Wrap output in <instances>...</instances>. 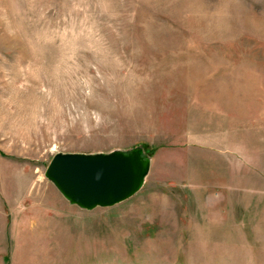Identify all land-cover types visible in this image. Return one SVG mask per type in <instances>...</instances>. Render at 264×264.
Returning a JSON list of instances; mask_svg holds the SVG:
<instances>
[{"label": "rangeland", "instance_id": "374dc122", "mask_svg": "<svg viewBox=\"0 0 264 264\" xmlns=\"http://www.w3.org/2000/svg\"><path fill=\"white\" fill-rule=\"evenodd\" d=\"M133 151L113 204L47 173ZM0 264H264V0H0Z\"/></svg>", "mask_w": 264, "mask_h": 264}, {"label": "water", "instance_id": "95a60500", "mask_svg": "<svg viewBox=\"0 0 264 264\" xmlns=\"http://www.w3.org/2000/svg\"><path fill=\"white\" fill-rule=\"evenodd\" d=\"M139 151L110 156H56L47 173L74 201L88 207L131 196L146 169Z\"/></svg>", "mask_w": 264, "mask_h": 264}]
</instances>
